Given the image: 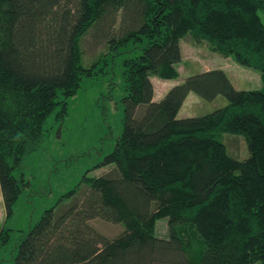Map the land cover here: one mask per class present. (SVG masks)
Instances as JSON below:
<instances>
[{
    "label": "trees",
    "instance_id": "trees-1",
    "mask_svg": "<svg viewBox=\"0 0 264 264\" xmlns=\"http://www.w3.org/2000/svg\"><path fill=\"white\" fill-rule=\"evenodd\" d=\"M264 0H0V193L5 220L22 189L25 157L68 99L120 61L121 132L73 189L45 208L0 264H264ZM107 51L89 66L82 37ZM207 40L221 56L259 71L258 89H237L220 67L203 69L155 98L152 76L178 77L180 39ZM227 103L189 117L187 93ZM242 135L248 156L217 133ZM99 218L122 230L108 237ZM166 218L167 236L155 233ZM12 229L1 225L0 249Z\"/></svg>",
    "mask_w": 264,
    "mask_h": 264
},
{
    "label": "rangeland",
    "instance_id": "rangeland-1",
    "mask_svg": "<svg viewBox=\"0 0 264 264\" xmlns=\"http://www.w3.org/2000/svg\"><path fill=\"white\" fill-rule=\"evenodd\" d=\"M264 23V13L260 12ZM182 59L177 64L178 77L162 79L152 76L155 98H160L174 83L203 69L223 66L237 89H258L261 86L259 71L235 62L231 57L221 56L207 40L189 37L180 39ZM82 59L85 66L96 62L107 51L104 43L95 44L90 32L81 40ZM127 54H118L108 60H98L99 70L90 79L82 81L78 91L68 99V115L62 122L48 120V132L39 148L25 157L21 170L29 181L13 205L12 215L5 220L0 193V227L11 228V239L0 249L1 258L15 252L19 235L35 223L42 211L53 205L58 197L73 189L86 173L93 176L108 167L94 168L111 150L121 132L124 95L120 76V61ZM227 103L223 96L208 101L189 91L177 116L189 117L208 113ZM217 139L225 143L228 151L244 159L248 156L242 135L230 132L217 133ZM91 224L108 237H115L122 230L118 223L99 218ZM155 233L167 236L166 218L156 222ZM10 264V262H6Z\"/></svg>",
    "mask_w": 264,
    "mask_h": 264
},
{
    "label": "crops",
    "instance_id": "crops-1",
    "mask_svg": "<svg viewBox=\"0 0 264 264\" xmlns=\"http://www.w3.org/2000/svg\"><path fill=\"white\" fill-rule=\"evenodd\" d=\"M219 67L224 70L223 66L219 65ZM212 68H216V67H212ZM207 69H210V68H207Z\"/></svg>",
    "mask_w": 264,
    "mask_h": 264
}]
</instances>
